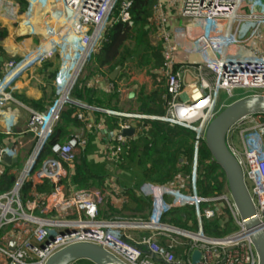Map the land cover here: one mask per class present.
Instances as JSON below:
<instances>
[{"label":"built area","instance_id":"obj_1","mask_svg":"<svg viewBox=\"0 0 264 264\" xmlns=\"http://www.w3.org/2000/svg\"><path fill=\"white\" fill-rule=\"evenodd\" d=\"M60 1L63 19L58 32L51 28V37L20 55L14 54L0 70V175L8 164L3 160L4 154L19 156V152L30 149L21 175L12 188L0 193V264H46L59 250L80 242L100 245L126 264H194L192 255L196 249L201 251V257L195 264H259L228 189L225 196L219 197L215 192L201 195L194 173L191 182L184 178L168 184L142 185L138 193L151 202L147 219L109 220L100 218L104 199L101 190L75 189L65 181H69V169L89 143L86 136L74 135L54 143L51 154L35 166L66 110L65 105H74L73 114L82 121L88 111L120 115L91 107L70 94L85 64L102 46L107 28L118 22L133 25V0ZM41 2L49 4L50 0ZM149 25L151 38H158L153 44L162 48L163 64L156 74L165 80L166 112L158 117L125 116L157 118L171 126L193 130L197 170L206 129L227 106V102L219 104V92L232 97L233 90L243 89L242 97L264 95V0H157ZM59 38L70 41L71 73L61 78L60 69L53 81L57 97L46 110L24 106L29 118L25 130L18 131L15 125L19 103L13 94L14 81L28 69L42 66L56 52ZM126 69L130 72L129 67ZM109 84L113 90L114 81ZM133 121L136 120L119 121V132L108 148L112 161L119 156V144L127 140L123 131L130 129ZM234 130L239 134L241 147L231 141L229 147L243 169L264 227V116L249 115L230 132ZM205 164L216 168L218 175L212 158ZM204 172L202 179L206 178ZM46 180L53 185L52 190L39 192L36 185ZM26 182H32L34 187L30 198L23 200L21 190ZM222 200L227 201L239 227L228 236L229 241L210 238L203 230L205 219L221 215ZM204 203L210 205L201 208ZM186 206L195 208V231L165 222L170 212ZM129 230L147 234L131 235Z\"/></svg>","mask_w":264,"mask_h":264},{"label":"trees","instance_id":"obj_2","mask_svg":"<svg viewBox=\"0 0 264 264\" xmlns=\"http://www.w3.org/2000/svg\"><path fill=\"white\" fill-rule=\"evenodd\" d=\"M156 3L157 0H133L131 9L133 25L129 26L127 23L118 22L107 28L102 46L86 63L70 94L73 99L90 105L114 108L115 104L112 102H115V94V96L113 95L114 97L104 94L103 99L93 101L92 90L87 85L88 80L92 76L103 74L105 68L106 70H114L118 65H121L124 70L131 65L137 70L146 69L157 77L156 71L163 64L162 48L160 45L151 44V29L149 27ZM163 102H161L159 112L164 110ZM149 112L154 114L158 111L152 110ZM73 113L74 107L67 108L62 113L61 120L54 134L49 137L38 156L36 167L51 154L50 148L54 143L68 139L70 135L69 125L81 124ZM160 115L162 116L163 114ZM108 116L115 119V124L119 125L120 116L114 114ZM135 120L137 123L136 132L128 137L127 141L119 144L120 153L114 163L122 170L129 171L130 175L140 174L142 179L147 181L173 183L177 174H183L186 178H189L195 152V132L184 126H171L157 118H136ZM204 144L199 147V161L206 162L211 159V155ZM87 152L88 150L85 154L77 157L74 167L69 169V181H65L70 184V187L75 189L97 186L109 195L110 192L106 190V188L110 187V183H107V178L110 176L106 166L107 163L90 159ZM216 166L220 168L217 164ZM18 169L19 160L6 165L4 173L0 175V193L12 188L17 178ZM198 169L200 170V168ZM205 170L204 175L206 178L216 173V168L211 167V165H207ZM221 175L224 176L222 170ZM204 182H206V179L198 178V192L203 195H213L216 189L211 185H205ZM219 186L217 189L222 190L224 184L221 183ZM33 187L32 182L25 183L21 190L23 200L30 198ZM35 188L39 192L49 193L53 185L46 180L44 184H38ZM121 190L124 192L121 193L124 202L120 210L116 209L115 213L122 215L124 211H128L134 216L139 214L140 217H145L146 211L151 206L150 200L141 196L134 187H123ZM219 205L221 206V204ZM111 207L110 209H114ZM195 213V208L191 206L174 209L165 218V222L184 229H195L198 227ZM235 229H237V225L228 208L221 212L214 224L206 223L203 227L206 234L216 237L225 236ZM71 264L94 263L88 260H78Z\"/></svg>","mask_w":264,"mask_h":264},{"label":"crops","instance_id":"obj_3","mask_svg":"<svg viewBox=\"0 0 264 264\" xmlns=\"http://www.w3.org/2000/svg\"><path fill=\"white\" fill-rule=\"evenodd\" d=\"M52 1H54V3L56 2L58 5L60 4V0ZM56 9L57 10H51L50 4L40 3V0L34 3L30 0H0V70L4 63L14 54L20 55L33 46L42 44L51 37V28H54V31L58 32L63 15L61 9L58 10V7H56ZM56 12L59 13L56 14ZM69 42V40L64 41L60 38L57 39V44L55 45L56 52L53 53L42 66H34L28 69L14 81L15 89L13 94L16 101L19 103L16 104L19 109L16 118V130L24 131L27 126L29 111L24 106L29 109L44 111L53 104L57 97L53 81L57 78L60 69H63L62 72H65L67 76L71 73L72 61L71 50L68 47ZM46 47H49V45L46 44ZM129 68L130 72H128L127 69H121L114 80L110 78L113 70H106L105 68L103 74H96L87 82L88 88L92 90L91 96L93 97V101L96 99H103L104 94L112 97L116 95L115 102H112L115 104L114 108L110 109L98 105H88L94 108L112 110L119 113L120 115H117L120 116L119 121L128 120L130 122L136 119L127 117L125 114L128 116L130 114H141L147 117L165 114V100L167 98L165 80L161 79L158 75L155 77L153 73H150L146 69L137 70L131 65ZM113 81L115 87L111 90L109 83ZM141 100H143L144 104H142V102L139 103ZM161 102L164 103V107L162 105L164 108L163 112H159L161 109ZM152 110H157L158 112L151 114L149 111ZM108 115L110 114L103 111H88L86 120H79V122H81L80 125L74 124L68 126L70 132L68 138L74 135H80L86 136L89 141L87 147L79 154L80 156L85 154L88 150L87 155L90 159L107 163L106 166L110 174L107 178V183H110V187L106 188V190L107 192L109 191L110 194L107 195L106 191L102 190V188L101 191L103 196H108L106 197V199H108L106 201L108 207L112 205L114 209H108L104 213L99 211L100 218L103 219L114 217L122 218L115 212L116 209L119 211L123 204H121L120 207L117 206V200L112 198L113 191L117 194L116 190L123 189V187H134L138 191L139 188L147 182V180L138 178L136 175H130L129 171L122 170L109 158L108 148L113 143L119 130L115 124V119L110 118ZM128 137L130 136H127V138ZM29 150L30 149H28V151ZM21 153L22 152H19L18 160L21 158ZM193 160H195V152ZM217 171L221 176V170L217 168ZM120 176H123L124 179L122 180ZM219 183L221 184V182ZM225 185L227 188V184ZM96 187L97 186H93L91 188ZM215 189L217 191V188ZM118 196L121 197L122 194L119 193ZM123 200L124 199L121 201L122 203L124 202ZM123 214L126 216L130 214V212L124 211ZM128 232L136 236L147 234L139 232L138 230H129Z\"/></svg>","mask_w":264,"mask_h":264},{"label":"water","instance_id":"obj_4","mask_svg":"<svg viewBox=\"0 0 264 264\" xmlns=\"http://www.w3.org/2000/svg\"><path fill=\"white\" fill-rule=\"evenodd\" d=\"M121 69L122 66L118 65L112 71L110 78L114 80ZM249 115L264 116V95L245 96L224 107L207 127L205 145L213 161L224 173L227 189L239 213L244 233L248 235L256 250L259 264H264V227L246 185L243 169L228 144V135L231 129L241 119ZM136 128L137 123L133 121L132 127L124 130L123 134L131 136L136 132ZM3 160L10 164L17 162L18 156L4 154ZM196 162L197 156H195L194 175L196 173ZM230 239L229 237L217 238L218 241H229ZM9 247L12 249L14 245L10 244ZM200 257L201 251L199 249L194 250L192 262L197 263ZM78 260H88L94 264H126L102 246L86 242L71 244L59 250L48 259L46 264H71Z\"/></svg>","mask_w":264,"mask_h":264},{"label":"rangeland","instance_id":"obj_5","mask_svg":"<svg viewBox=\"0 0 264 264\" xmlns=\"http://www.w3.org/2000/svg\"><path fill=\"white\" fill-rule=\"evenodd\" d=\"M37 2H39V0H37ZM40 3H41V0H40ZM50 6H51V10H57L56 9V7H58V10L59 9H61L62 10V5H61V3L58 5V4H56V2L54 3V1H52V0H50ZM47 7V6H46ZM57 13H59V12H56V14ZM151 35V34H150ZM158 41V38L157 37H155V38H152V40H151V44H153V43H156ZM85 66H86V64H85ZM83 71V70H82ZM82 73V72H81ZM74 89V87L72 88V90ZM72 90H71V92H72ZM243 94H244V90L243 89H235V90H233V96L232 97H230V96H228V94L225 92V91H220L219 92V96H218V101H219V104L220 105H222V104H224L225 102H227V104L226 105H228V104H230L231 102H233V101H235V100H237V99H239V98H242V96H243ZM142 102V104H144L143 103V100H141L139 103H141ZM66 107V109L67 108H70V107H74V105H65ZM112 111V110H111ZM114 112V111H113ZM154 117H157V115H155ZM61 120V119H60ZM60 122V121H59ZM58 126V125H57ZM118 127H119V125L117 126V129H118ZM195 140V139H194ZM230 141L233 143V144H235L236 146H238V147H241V141H240V137H239V134H238V132L236 131V130H234V131H232V132H230L229 133V136H228V144L230 143ZM47 143V142H46ZM205 145V144H204ZM45 146V145H44ZM29 152H28V150L26 149V150H24L22 153H21V158L19 159V169H18V171H17V178H16V180L18 179V177L21 175V173H22V171L24 170V168H25V164H26V162H27V160H28V158H29ZM198 167H197V170H196V180L198 181V178H202L201 177V174L203 173V171H204V169H205V167L207 166L206 164H205V162H203L202 160L201 161H198ZM194 168H195V160H193V162H192V167H191V174H190V177L189 178H187V179H185L186 181H190L191 182V178H192V176H193V173H194ZM198 168H200V170L198 169ZM199 170V171H198ZM197 171H198V174H197ZM189 174V173H188ZM138 178H141L142 179V177H141V175L140 174H137L136 175ZM200 176V177H199ZM121 178H122V180L124 179L123 178V176H120ZM215 177V178H214ZM184 178H186L185 177V175H183V174H177V176H175V181L176 180H180V181H182ZM16 182V181H15ZM147 182H150V183H162V184H164L163 182H161V181H147ZM219 182H221L222 184H224V186H223V189L221 190V189H217V191L215 192V193H217L216 195H219V197L220 196H225V195H227V188H226V183H225V177L223 176V175H211L210 177H208V178H206V182H204V184L205 185H211L213 188H219L220 186H219ZM96 189H99V190H101V188L100 187H96ZM221 190V191H220ZM117 191V194L115 193V191L112 193L113 194V196H112V198H114V199H116L117 201V206H119L120 207V205L122 204V199H123V196H121V197H119L118 196V194L119 193H124L121 189H119V190H116ZM104 192V191H103ZM199 194H201L200 192H198ZM202 195V194H201ZM106 197H108V196H106ZM106 197H105V195L103 196V203L100 205V208H99V211L101 210V212H106L108 209H110L109 207H108V205H107V203H106V201L108 200V199H106ZM216 197H218V196H216ZM113 199V200H114ZM220 204H221V208H220V212L219 213H221L224 209L226 210V208H228L229 209V207H228V203H227V201H225V200H222V201H220L219 202ZM210 204H207V203H204V204H202L201 205V208L202 207H204V208H206L207 206H209ZM150 211H151V206H150V208L146 211V216L145 217H140L139 216V214H137L138 216H134L133 214H128V215H126V216H124V214L123 215H120V214H117V215H119L120 217H122V218H119V217H117V219H119V220H123V219H132V218H134V219H147L148 217H149V215H150ZM229 212H230V214H231V211H230V209H229ZM196 214V213H195ZM115 218V217H114ZM113 218V219H114ZM107 219H112V218H107ZM216 219H217V217L215 216L214 218H210V219H205L204 221H203V227H204V225L206 224V223H208V224H211V223H215L216 222ZM237 225V224H236ZM198 229V227L197 228H195V229H190V230H193V231H195V230H197ZM237 230H239V227L237 226V229H235L234 231H232L231 233H229V234H226L225 236H222V237H216V236H210V235H208V234H206L208 237H210V238H224V237H228L229 235H231L232 233H235V232H237ZM181 240H183L184 238H180ZM191 242H192V240H190Z\"/></svg>","mask_w":264,"mask_h":264},{"label":"bare ground","instance_id":"obj_6","mask_svg":"<svg viewBox=\"0 0 264 264\" xmlns=\"http://www.w3.org/2000/svg\"><path fill=\"white\" fill-rule=\"evenodd\" d=\"M60 3H61V1H60ZM61 78H67V75H66L65 72H62V77Z\"/></svg>","mask_w":264,"mask_h":264}]
</instances>
